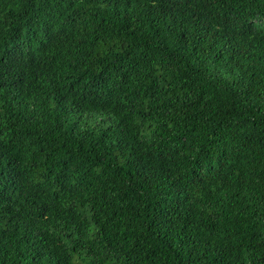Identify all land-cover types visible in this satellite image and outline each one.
<instances>
[{
	"label": "trees",
	"instance_id": "16d2710c",
	"mask_svg": "<svg viewBox=\"0 0 264 264\" xmlns=\"http://www.w3.org/2000/svg\"><path fill=\"white\" fill-rule=\"evenodd\" d=\"M0 264H264V0H0Z\"/></svg>",
	"mask_w": 264,
	"mask_h": 264
}]
</instances>
